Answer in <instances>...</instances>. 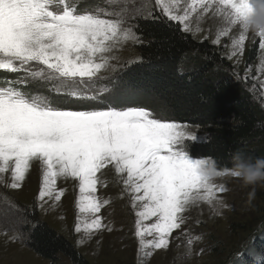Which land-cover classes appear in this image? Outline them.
Here are the masks:
<instances>
[{"label":"snow or ice","instance_id":"1","mask_svg":"<svg viewBox=\"0 0 264 264\" xmlns=\"http://www.w3.org/2000/svg\"><path fill=\"white\" fill-rule=\"evenodd\" d=\"M108 3L110 8L104 9L87 6L84 0H0V70L24 73L15 80L4 77L0 83V181L9 174L5 186L21 189L30 169L37 168L41 176L35 200L41 209L49 202L59 204L65 196L58 179L78 181L74 230L90 237L105 227L100 213L109 201L100 199L97 191L107 187L103 170L111 166L131 195L138 251L146 264L155 250L168 248L191 205L222 206L217 193L225 188L202 174L207 159L193 158L186 151L185 141L197 139L187 125L162 121L143 107L65 109L59 98L83 102L95 101L102 93L113 95L109 87L95 85L105 78L102 72L115 71L111 64L115 50L129 41L141 42L131 23L137 17L169 27L175 22L183 33H190L195 14L199 33V20L212 13L248 32L245 21L253 4L252 0ZM229 31L220 29L212 43L219 45ZM258 36L259 48L264 49V34ZM245 39L241 34L232 41L229 59L242 51ZM34 81L43 82L49 94L16 86ZM259 87L264 90V81ZM123 90L130 88L125 84Z\"/></svg>","mask_w":264,"mask_h":264},{"label":"rangeland","instance_id":"2","mask_svg":"<svg viewBox=\"0 0 264 264\" xmlns=\"http://www.w3.org/2000/svg\"><path fill=\"white\" fill-rule=\"evenodd\" d=\"M84 3L91 7L110 8L108 0H84ZM135 3H151V0H135ZM155 14L159 15L158 9ZM138 19L142 18L137 17L131 21L134 31ZM198 23L201 28L199 33L195 32L197 19L194 14L191 25L193 31L189 34L197 41L207 40L212 43L220 29L230 28L229 35L221 37L219 45L214 44L229 63V66L220 67L217 73L227 74L234 82L248 89L253 100L264 109V90L259 87L264 81V72H261L264 49L259 48L261 37L251 31L244 32L240 25H228L223 18L212 13L207 14ZM241 34L246 37L243 49L237 56L229 59L233 51L232 41L238 39ZM138 45L139 43L129 41L115 50L112 53L115 59L111 60L115 71L101 73L105 80L114 85H110L113 95H100L105 103L104 109L108 107L107 103L117 105L116 108L143 107L152 111L162 121L175 122L168 119L166 110L160 103H155L151 96L140 92H125L122 86L115 83V78L126 67L141 61ZM129 61L136 62L127 63ZM200 61L201 58L196 54L187 55L183 69L190 70ZM253 76L256 77L255 80L251 79ZM35 92L41 93L37 89ZM67 98L69 102L62 100L65 99L62 97V108L95 107L89 105L95 104V101H87L89 104L84 101L76 103L74 101L77 100ZM79 103L84 104L82 106ZM180 124L187 125V130L197 137L195 141H185L186 151L189 143L206 140L207 133L201 127ZM219 172L220 176L213 180V183L225 188L224 192L217 193L223 205L213 207L207 202L191 205L183 214L184 224L181 229L173 232L168 248L155 250L146 258V264H237L249 254L257 239L264 238V185L245 187L242 181L232 174L233 170ZM40 176L37 168L30 169L21 189L5 186L10 183L9 174H5L4 180L0 181V264H73L68 257L61 254L56 261H52L39 255L29 246V233L36 224L35 220L45 222L70 240L82 255L84 264H144L145 258L143 253L138 251V240L135 236L136 209L132 208L131 195L125 189L121 176L111 166L103 170V180L107 187H98L97 191L100 199L109 201L100 213L105 227L90 237L74 230L78 214V181L71 178L58 179L57 186L65 190V196L59 204L49 202V205L41 209L35 200ZM189 240L192 241L190 245ZM242 253L244 255H240Z\"/></svg>","mask_w":264,"mask_h":264},{"label":"trees","instance_id":"3","mask_svg":"<svg viewBox=\"0 0 264 264\" xmlns=\"http://www.w3.org/2000/svg\"><path fill=\"white\" fill-rule=\"evenodd\" d=\"M171 23L173 26L169 27L149 18L137 20L141 61L126 67L115 83L123 88L127 84L131 92L151 96L166 110L171 121L201 127L207 133L206 140L189 143L187 152L194 158L214 159L219 171L233 170L232 154L238 150L252 159L264 157V109L253 100L248 89L227 74L217 73L229 63L214 44L197 41L191 34L183 33L181 26ZM192 54L201 61L184 70V59ZM22 75L13 74L16 78ZM110 85L114 87L110 81L101 79L95 87L110 88ZM25 89L49 94L43 82L32 83ZM63 98L59 99L70 101ZM89 105L104 108L99 103ZM34 222L28 244L36 253L52 261L61 254L73 264L85 263L70 240L45 222ZM262 261L264 238L257 239L249 254L237 264H262Z\"/></svg>","mask_w":264,"mask_h":264},{"label":"clouds","instance_id":"4","mask_svg":"<svg viewBox=\"0 0 264 264\" xmlns=\"http://www.w3.org/2000/svg\"><path fill=\"white\" fill-rule=\"evenodd\" d=\"M253 10L247 17L245 24L248 31L257 35L264 34V0H252ZM233 173H238L239 178L245 187L264 185V157L252 159L246 157L241 151L232 154ZM202 174L213 181L220 176L217 162L214 159H207L201 169Z\"/></svg>","mask_w":264,"mask_h":264}]
</instances>
